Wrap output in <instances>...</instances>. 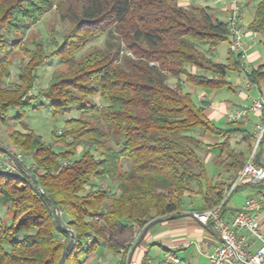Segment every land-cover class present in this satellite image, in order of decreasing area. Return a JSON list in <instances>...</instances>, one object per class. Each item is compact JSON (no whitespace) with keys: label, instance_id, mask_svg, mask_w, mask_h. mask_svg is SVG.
<instances>
[{"label":"trees","instance_id":"1","mask_svg":"<svg viewBox=\"0 0 264 264\" xmlns=\"http://www.w3.org/2000/svg\"><path fill=\"white\" fill-rule=\"evenodd\" d=\"M181 1L0 0V126L10 111L20 120L35 110L31 101L38 98L53 115L75 112L80 117L66 121L62 134L51 133L49 144L31 131L9 135L8 152L26 159L20 163L23 170L15 165L13 173H0V207L10 215L8 226L0 220V264H60L69 237L56 226L52 207L74 234L65 264H85L102 247L121 255L125 264L135 235L148 223L184 214L185 194L196 190L203 211L222 202L228 185L208 180L198 151L204 146L219 150L221 167L235 173L245 159L230 149L229 139L243 132L214 127L204 105L182 89L226 88L224 77L240 68V56L228 51L226 64H215L210 55L228 42L227 24L205 8L181 7ZM53 10L69 24L61 45L50 56L38 45L17 83L4 87L10 76L8 49L15 50L29 26ZM248 30L264 32V0ZM112 34L118 41L115 50L74 60L87 45ZM15 36L19 41L12 42ZM49 57H57L64 71L53 73L36 97L27 96L35 71ZM263 68L247 80L257 84L264 79ZM205 134L224 141L203 145ZM66 139L72 143L54 152L53 144L62 147ZM77 146L82 147L74 158ZM255 163L262 166L257 153ZM106 182L115 185V195L100 190ZM124 237L126 243L118 244Z\"/></svg>","mask_w":264,"mask_h":264},{"label":"rangeland","instance_id":"2","mask_svg":"<svg viewBox=\"0 0 264 264\" xmlns=\"http://www.w3.org/2000/svg\"><path fill=\"white\" fill-rule=\"evenodd\" d=\"M220 1V2H219ZM227 0H199L196 6L199 7H210L212 10L209 12L210 16L217 21L222 22L223 17L217 15L216 13L220 11V7L222 3H226ZM69 30V24L67 21H62L60 19V14L53 10L47 15H45L41 21L37 24L30 25L29 28L23 33V36L21 38V41L18 45V47L15 50L8 49L7 52V60L10 63V76L9 78L4 82V87H12L17 83V75L20 73V71L25 67L26 63L28 62L30 58L31 52L37 51V46L40 45L46 55H51L52 52L55 50L56 47L60 46L62 43V37L66 34V32ZM18 37L11 38L12 42L19 41ZM116 45H118L117 37L112 34L111 36H102L98 40L92 42L91 44L87 45L80 53L76 54L74 56V60L79 61L83 59L88 54L94 52V51H101L103 53L110 52L112 50L116 49ZM201 51H205V48L201 49ZM227 52V43L224 42L221 45L217 47L215 50V53L218 54L217 56L220 59H223V57L226 55ZM215 56V55H214ZM213 58H216L213 57ZM57 71H64V67H62L60 60L57 57H49L46 61V63L38 68L35 71V84L34 88L31 93H28L27 96H37V93L47 86L51 76L53 73ZM228 76L234 75V73L227 74ZM168 84L170 86H173V81H168ZM190 86L184 85L183 86V93H189L191 94L192 100L195 102L196 95L200 92L197 91V93L192 94L190 92ZM231 101L233 100L230 96ZM215 101H220L219 99H216ZM223 99L221 100V102ZM229 101L231 104L234 101ZM235 103V102H234ZM236 104V103H235ZM32 107H37L35 110H29L27 111L23 117L19 120H14L18 113L15 111H10L8 115L5 117V124L0 126V148L5 150L7 153V149H11L8 138L9 135L12 132H18V133H28L29 131L33 132L37 136H39L42 141L45 144L52 143V140L50 138L51 133H55L56 135L62 134L65 130V122L70 119H78L80 118L79 115L75 112H68L64 114H58L53 115L51 112L49 105L47 102H45L42 99H34L31 101ZM248 105H244L243 107H247ZM254 114H250L248 118H251ZM212 124L214 127L221 129V130H232L233 126H227L226 120L223 116H220L216 120L212 121ZM238 127L235 126L234 129ZM242 134L232 135L229 139V147L230 149L237 153L241 154L243 158L248 159L250 154V146L247 145V143L243 140L244 137H249L252 135L253 130L251 129L250 125L244 127ZM203 145L206 146H214L223 143V138H216L214 136H211L210 134H205L201 137ZM65 145L60 147L57 144H53V151L54 152H62L65 150L68 144L72 143L71 139L65 140ZM82 146H77L75 150V157L78 158L80 154V148ZM67 150H71L69 147ZM206 150H210L208 153H206ZM4 153V152H3ZM219 150H211L209 148H206L205 146L202 147L198 151V156L201 160H203L204 167L206 169L208 180L211 182H223L227 183L231 177L235 173H226L225 170L220 165L219 159ZM5 154V153H4ZM10 154V153H9ZM9 156L8 154H6ZM13 157V154H10ZM10 157V156H9ZM257 159L259 163L264 167V137L261 140V144L257 151ZM205 160V161H204ZM246 162V161H245ZM27 165L29 164V161L26 160ZM28 167V166H27ZM102 187H104L105 191L109 192L110 195H115L116 188L115 185L109 182L100 184ZM246 198H253L257 201H262L264 203V183H261L260 185H250V186H243L239 189H236V191L229 197L225 204L226 209L232 210L234 212L235 210H239ZM10 219V215L5 211L4 208L0 207V220L2 221V225L8 226ZM184 218L174 220V222L182 221ZM172 222V221H171ZM157 224L153 226L150 230L154 229H161L162 225ZM141 235V234H140ZM140 235L137 237L136 241L140 237ZM207 237V236H206ZM211 237H207L206 239L212 241L210 239ZM134 242V244L136 243ZM146 241V240H145ZM145 241L143 240L141 242V246L145 244ZM118 244L124 245L126 243V238H120L117 240ZM154 247H152V254L154 252ZM196 248H191L189 252H178L177 256L179 258H196ZM106 251V249L104 248ZM131 251V250H130ZM130 253V252H129ZM103 254V251L98 250L95 254V259H99L101 255ZM150 254V257L151 255ZM203 254V253H202ZM129 255V254H128ZM199 258L201 259V263L203 264L204 260L202 255H199ZM96 260L94 261V264H96ZM116 261V260H115ZM155 261V260H153ZM103 264H115L114 262H108Z\"/></svg>","mask_w":264,"mask_h":264},{"label":"crops","instance_id":"3","mask_svg":"<svg viewBox=\"0 0 264 264\" xmlns=\"http://www.w3.org/2000/svg\"><path fill=\"white\" fill-rule=\"evenodd\" d=\"M199 0H182L179 5L184 8L195 7L196 3ZM263 0H238L239 4L243 9V24H244V39L243 43L248 48L244 53L240 55V68L233 72L234 75L228 76L227 74L224 77V81L227 83V87L221 90H200L195 88H190L192 94L200 93L196 95L195 103L203 104L205 107V116L211 122L223 116L226 120L228 113L241 109L244 105L250 104V99L255 98L258 95L264 96V79L260 80L257 84H253L252 90L249 92L245 91V85L247 80V75L242 72V69H247L250 74L252 71H257L260 67H264V32L263 33H253L248 30V25L252 22L256 6ZM220 2V1H219ZM229 0L226 3H222L220 11L216 14L223 17L222 23H226L228 19V13L226 6L228 5ZM199 7V6H196ZM202 8V7H199ZM207 9L208 13L212 10L210 7H204ZM220 22V21H219ZM227 43V52L223 59H220L214 52L210 55L211 60L218 65H225L228 55V42ZM206 50V49H205ZM216 58H213L215 57ZM194 73L193 69H190ZM264 73V68H263ZM206 76V74H203ZM232 97V102L230 99ZM219 99L220 101H215ZM223 101L221 102V100ZM231 101L233 104H231ZM260 119L253 115L251 118L246 117L244 120L238 123L229 124L226 121L227 126L232 125L238 132H242L244 127L249 126L253 130V126L258 124ZM236 135V134H234ZM233 135V136H234ZM239 134L237 133V136ZM245 141V137L243 139ZM247 143V142H246ZM248 146L251 145V142L247 143ZM209 151L206 150V153ZM240 154V153H239ZM245 159V158H244ZM219 160V159H218ZM247 159H245L246 161ZM203 161V160H202ZM205 161V160H204ZM213 183V182H212ZM183 207L184 214L190 213H199L203 211V202L200 197L197 195L196 190H192L190 193L185 194L183 197ZM237 210L232 212L230 209H224V216L229 217L233 215ZM259 220L262 228L264 229V209L259 215ZM211 237L210 240L206 239ZM145 244L141 246V243L134 250L131 261L139 262L142 259L160 261L165 256H174L178 258L182 263H191V264H202L199 255L203 257V264H207V254H209L215 247H219L221 242L219 238L211 232L206 226L200 224L197 220L192 218H184L179 222H165L161 229H154L148 231L144 239ZM142 240V241H143ZM141 241V242H142ZM152 247H154V252H152ZM191 248H196L197 257L194 259L190 258H179L177 255L178 252L184 251L189 252ZM98 250L103 251V254L99 259H95V254L89 256L85 260V264H103L108 262H114L115 264H120L121 255H114L105 251L104 248H99ZM97 250V251H98ZM96 251V252H97ZM203 253V254H202ZM150 254L151 257H150ZM116 260V261H115ZM128 255L126 258L127 263Z\"/></svg>","mask_w":264,"mask_h":264},{"label":"built area","instance_id":"4","mask_svg":"<svg viewBox=\"0 0 264 264\" xmlns=\"http://www.w3.org/2000/svg\"><path fill=\"white\" fill-rule=\"evenodd\" d=\"M228 13V51L234 55L244 53L248 48L243 43L244 24L243 9L238 0H229L226 6ZM248 75L247 69H242ZM253 84L246 80L245 91L252 90ZM250 114L256 115L260 121L253 126L250 136V154L241 170L226 183L228 189L222 202L211 209L199 213H190L200 224L206 226L220 240L221 245L207 254V264H264V229L261 226L259 215L264 209V203L253 198H246L239 210L226 217L222 214L223 204L227 202L233 192L244 184L260 185L264 181V167L255 163V155L264 137V96L258 95L250 99L247 107L230 112L226 121L238 123ZM20 164L26 159L21 155H13ZM0 151V173L10 174L15 171L14 159ZM100 190L105 191L99 185ZM139 234L135 235V240ZM126 264H191L182 263L174 256H165L160 261L142 259L139 262L131 261Z\"/></svg>","mask_w":264,"mask_h":264},{"label":"water","instance_id":"5","mask_svg":"<svg viewBox=\"0 0 264 264\" xmlns=\"http://www.w3.org/2000/svg\"><path fill=\"white\" fill-rule=\"evenodd\" d=\"M0 151L4 152L5 154H8L11 158H13L9 153H7L5 150H3L2 148H0ZM14 159V158H13ZM14 163L15 165L20 169V170H23L22 166L14 159ZM28 179L31 181L33 187L38 190V187H37V184H36V180L34 179L33 176L31 175H27ZM39 191V190H38ZM52 216H53V219H54V222L56 224V226L58 227V229L64 233H66L69 237V240H68V243L66 245V247L64 248L62 254H61V257H60V264H65V258H66V255L68 252H70L73 244H74V234L71 230L67 229L66 227H64L62 224H61V221H60V217H59V214L57 212V210L52 207ZM181 218H192L194 219V217L190 214H180V215H174V216H171V217H168V218H163V219H157V220H154L150 223H148L145 228L143 229L140 237L138 238V240L136 241V243L133 245L129 255H128V260L127 262H131V258H132V255H133V252L134 250L138 247V245L141 243V241L144 239L145 235L147 234V232L155 225L157 224H161V223H165V222H170V221H174V220H178V219H181ZM207 228V227H206Z\"/></svg>","mask_w":264,"mask_h":264}]
</instances>
